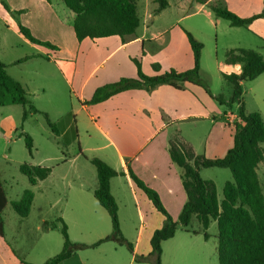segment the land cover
<instances>
[{
	"label": "crops",
	"instance_id": "obj_1",
	"mask_svg": "<svg viewBox=\"0 0 264 264\" xmlns=\"http://www.w3.org/2000/svg\"><path fill=\"white\" fill-rule=\"evenodd\" d=\"M216 1L208 0L202 4L193 0V3L199 7V10L212 16L215 14L211 8L216 6L214 4ZM139 3L140 0H138V6ZM47 5L49 8H45L46 13L54 15L52 4L47 3ZM9 6L12 11L20 10L27 13L29 11V9ZM243 7L242 12L237 13L238 16L251 17L248 15L251 10L243 13L245 6ZM72 13L68 21H60L55 15L51 17L46 14L37 19V25H28L35 37L51 42L57 49L32 44L37 52L28 56L30 59L17 66L28 65L38 60L52 65L55 68L53 70L57 72V77L64 81L70 93L79 101L77 111H74L77 128L83 124L86 129L92 130L94 136H88L91 139L94 138L98 146H90L89 141L84 145L80 140L79 154L73 159H59L56 165L51 166L52 172L47 179L32 185L35 195L29 216L36 207L37 191L48 207L60 206L61 219L66 223L68 231L72 227L79 228L83 234L80 236L84 238L87 225L92 224L93 232L90 238L94 241L80 239L78 241L80 244L91 246L109 236L112 228L107 227L105 223L103 211L106 209L96 200L94 195L96 189H91L85 174L76 166L78 156L85 150H102L104 152L101 159L114 170L125 173L124 176L111 180V192L119 212L122 207L128 209L135 206L138 209L141 225L137 232L130 235L121 229L124 237L133 244L134 253L125 250V246L117 242L108 241L96 247L87 248L95 252L86 254V261L81 257L83 252H77L60 264H89L90 260L92 261L90 264H148L136 262L135 255H148L151 252L152 236L163 226L164 220L157 217L148 223L142 206L147 207L152 214H155V208L147 195L135 186L129 174V166L139 179L156 191L167 212L174 220H178L187 202V194L183 186V169L172 161L170 155L172 142L179 141L189 145L196 155L205 156L208 159L224 157L234 146L235 132H232L230 126L237 119L240 104L236 111L225 106L229 111L224 112L226 119L221 122L219 121L221 103L212 98L204 88L188 82L183 84L182 89L165 84L152 90H128L104 102L87 104L98 88L124 78H138L136 60L141 63L143 73L149 77H156L170 70L177 72L191 70L194 67V53L189 41L188 45L185 40V31L188 30L181 27L180 23L183 18L195 13L180 17L163 31H154L146 24L147 18H151L150 13L146 11L144 19L139 14L140 27L143 26V30L139 27L132 36L125 39L119 36L97 40L85 39L82 42L77 40L73 26L75 14ZM53 18L57 20H52ZM151 19L155 21L156 17ZM237 28L250 30L264 42V18L254 21L248 27ZM225 60L220 61L218 65L222 74H241L240 64H227ZM155 65L160 66L159 71L154 68ZM7 71L12 78L26 88L28 94L37 97L40 93L46 94V90L40 88L32 91L22 73H19V77H15L10 73L9 67ZM201 77L204 80L202 65ZM251 82L256 83L254 87H250L255 95L264 94V74ZM246 83H242V88ZM211 92L214 96H219ZM245 112L247 114L258 112L264 120L261 109L247 111L245 108ZM17 126L10 115L3 116L0 127L3 130L7 129L9 135L4 133L2 136L4 138L11 136L17 131ZM69 128L70 125L64 129L63 133L68 132ZM72 142L75 140L67 141L68 145ZM60 143L63 142L60 141ZM50 198L54 200L49 202ZM98 221L104 222L103 226L99 227ZM192 232L194 231L187 232L186 236L179 238L176 232L174 238L162 243V264L166 261V245H168L167 248L171 247L178 239L200 243V240H194L189 236H199L202 231L190 234Z\"/></svg>",
	"mask_w": 264,
	"mask_h": 264
},
{
	"label": "rangeland",
	"instance_id": "obj_2",
	"mask_svg": "<svg viewBox=\"0 0 264 264\" xmlns=\"http://www.w3.org/2000/svg\"><path fill=\"white\" fill-rule=\"evenodd\" d=\"M3 2L18 9H29V11L28 13L23 11L17 13L20 10L12 11V13L8 12L3 6ZM167 2L169 6L157 13L155 12L159 8L157 0H140L139 14L144 19L146 11L149 12L151 18L156 17V19L154 21L149 17L146 24L154 31H163L180 17L195 13L183 18L180 26L187 29L196 40L204 45L201 57L204 81L211 91L223 96L228 101L233 95V88L224 79L222 70L218 66L219 62L224 61L227 53L232 49H251L259 52L264 57V42L250 30L232 27L227 20L218 19L215 15L208 16L206 12L199 10L193 0H167ZM47 3L52 4L54 15L60 21H68L70 14H73L66 7L63 0H0V59L9 67L10 73L15 77H19V73H22L26 84L32 91L39 88L46 90V94H39L40 97L28 94V98L37 109L49 116L51 122L57 126L59 131V134H57L50 128L43 114L31 115L24 121V109L21 105L0 107V121L3 116L10 115L11 119L18 125L17 131L7 138L2 135L4 133L9 135V131L0 127V175L9 201L2 214L5 222V237H0V264H22L21 261L30 264H44L58 255L64 247L60 206L48 207L47 203L42 201L39 192L37 194L36 191V207L30 216L22 218L13 209L12 204L19 201L26 190H33L28 178L20 172V166L27 163L51 168V166L56 165L59 159H73L80 152V140L84 145L89 141L90 146H98L94 138L91 139L88 136H94L92 130L86 129L83 124H80L77 128L75 122L76 112L74 111H77L79 101L70 93V89L64 81L57 77V72L53 70L55 68L52 65L42 60L32 61V63L22 66L15 64V62L37 52L36 47L20 33L19 24L27 28H29L28 25H37V19L41 15L46 16L47 14L45 11V8H49ZM214 4L217 7H228L236 15L242 12L243 6H245V12L243 13H247L249 9L251 10L249 16L261 13L264 10V0H217ZM54 15L47 14L51 17ZM52 20L57 19L53 18ZM140 30H143V26L140 27ZM186 36L185 40L188 43ZM255 84L247 82L244 85L241 101L247 111L261 109L264 114V94L258 93V95H255L250 90V87H254ZM225 106L227 105L220 104L221 116L219 121L221 122L225 121L222 117L226 110L229 111L230 108L235 111L238 110V103H234L230 107L227 106L229 109ZM68 125H70L69 131L63 133ZM230 129L235 132L234 125H231ZM22 132L27 133L33 139V155L27 149L25 138L20 136ZM70 139H74L75 142L68 145L67 141ZM60 141L63 143H60ZM261 147L264 149V143L261 144ZM103 152L102 150H85L84 153L78 156L76 162L77 168L85 174L91 189L98 188L97 169L91 163V160L95 158L102 160ZM200 176L204 180L214 182L221 203L224 198L225 183L232 181L231 171L224 168H201ZM258 177L264 194V161L259 166ZM52 200L54 198H50L49 202ZM142 210L148 223L157 217L165 221L164 216L156 208L154 209L155 214H152L145 206H142ZM103 212H105V223L111 229L110 215L107 211ZM118 214L121 229L124 233L135 234L141 225L138 209L135 206L128 209L122 207ZM46 223L49 226L48 230H46ZM98 224L100 227L103 226L104 222L98 221ZM189 229L191 231H202L199 236H189L194 240H200V243L178 239L173 246L167 248L168 245H166L165 264H219L217 222L212 221L206 231L209 234L208 240L204 238L203 226L195 216ZM85 230L87 233L84 238H81L80 235L83 234H81L80 229L72 227L68 231L71 242L80 244L78 242L80 239L94 241L90 238L93 232L92 224H88ZM185 232L179 226L177 237L186 236L187 232ZM124 248L128 250L126 246ZM77 252H83L81 257L86 261L85 255L95 251L93 249H82ZM91 262L90 260L89 264Z\"/></svg>",
	"mask_w": 264,
	"mask_h": 264
},
{
	"label": "trees",
	"instance_id": "obj_3",
	"mask_svg": "<svg viewBox=\"0 0 264 264\" xmlns=\"http://www.w3.org/2000/svg\"><path fill=\"white\" fill-rule=\"evenodd\" d=\"M157 12L166 9L167 0H157ZM205 4L208 0H196ZM64 4L75 14L74 31L79 42L85 39L97 40L112 36L122 39L132 36L140 27L141 18L138 13V0H63ZM4 8L12 13L9 5L2 3ZM212 12L216 17L227 20L232 27H248L254 21L264 18V10L248 18H241L228 8L213 6ZM21 13V11L17 12ZM20 33L32 44L56 50L51 42L42 41L35 37L32 31L19 24ZM194 53V67L185 72L170 70L156 77L146 76L139 61H135L138 78L121 79L118 82L98 88L93 97L87 102L89 105L104 102L122 92L135 89L152 90L159 85L168 84L182 89L188 82L198 85L222 105L232 106L240 104L237 119L232 125L235 127L234 146L223 158L208 159L196 155L194 150L179 141L172 142L170 155L172 161L183 169V186L187 194V202L175 221L163 206L159 195L148 187L129 166V174L135 186L144 192L152 201L154 207L164 216V225L156 230L151 239V252L148 255H135L138 263L162 264V243L174 238L178 227L191 232L189 227L194 216L197 217L204 229V238L209 239L206 232L212 220L218 224V255L219 264H264V194L258 177L259 164L264 161V120L260 113L247 114L241 101L243 82H251L264 74V58L255 50L232 49L227 53V64H240L241 74H223L224 79L232 85L233 95L227 101L223 96H214L208 84L201 77V57L204 45L185 31ZM30 57L17 61L16 64L27 61ZM8 66L0 59V107L21 105L24 107L23 120L34 114H43L50 128L57 134V126L51 122L49 116L38 110L28 98L26 88L12 78ZM154 68L159 71L160 66ZM226 119L225 115L222 117ZM27 149L33 155L34 142L30 135L22 132ZM96 167L99 185L95 191V198L106 209L112 222V233L94 245L74 244L68 234V227L61 219L64 236L63 250L44 264H60L71 258L76 251L96 247L108 241H114L126 246L134 253V246L124 238L119 220V208L111 192V180L125 173L118 172L100 159H92ZM201 168H224L232 173V181L226 182L223 189V201L219 203L216 186L212 181L204 180L200 176ZM20 172L26 176L31 185L49 177L52 168L34 166L24 163ZM34 202L32 190H26L19 201L12 204L15 212L22 218L30 214ZM9 201L0 176V237L5 236V223L2 217ZM49 226L46 223V230ZM196 234L197 232H192ZM22 264H30L21 261Z\"/></svg>",
	"mask_w": 264,
	"mask_h": 264
}]
</instances>
